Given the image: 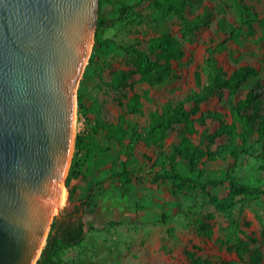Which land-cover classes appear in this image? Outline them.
<instances>
[{
    "label": "rangeland",
    "instance_id": "obj_1",
    "mask_svg": "<svg viewBox=\"0 0 264 264\" xmlns=\"http://www.w3.org/2000/svg\"><path fill=\"white\" fill-rule=\"evenodd\" d=\"M238 1L254 6L261 20L254 22L252 28L243 26L239 38L230 42L216 59L228 74L239 66L252 65L264 81V0L190 1V5L185 8L188 17L192 18L200 13L204 6L212 13L210 24L198 29L192 42L182 39L178 17L153 10L149 1L97 0L92 43L74 94L71 159L77 133H81L86 150L79 154L81 175L70 179L67 185L65 181L69 167L66 171L63 185L68 192L67 199L58 212L71 210L89 189L92 190V201L96 206L90 202L82 209L87 223L86 236L81 247L63 251L65 264H189L185 251H192L200 256L218 257L230 264H245L234 252L220 245V227L226 224L217 212L210 222V236H200L186 225L184 216L180 213L182 209L193 212L200 207L204 212H214L205 203L204 195L194 191L191 197L178 198L170 194L169 182L152 180V176L163 172L165 168L160 152H167L177 140V126L173 125L169 129L168 137L160 146L137 144L128 157H125L115 141H108L102 131L93 128L95 118L105 122L119 121L127 132L126 136L121 137L126 144L132 130H141L147 126L150 111L159 109L165 101L180 100L191 90H197L196 73H199L202 81L205 79L201 66L206 48L223 39V34L218 32V20L225 18L236 23L237 14L233 5ZM124 4L133 6L144 17L136 22L130 21V16L121 18L118 11ZM97 28L101 32V38L108 41L101 49L94 47V32ZM162 33L180 40L184 55L179 60L172 61L177 79L161 87L149 88L137 82L138 75L132 73L134 67L129 61L130 56L120 46L135 44L141 49L150 37ZM120 72L131 73L128 82L133 85L132 89L128 86L116 87V76ZM134 91H146L149 98L142 99L141 113L137 115L126 113L125 108ZM222 99L219 95L210 97L200 104L199 113L193 118L207 111H217L223 113L230 122L229 112L224 108ZM77 100L82 103V109L78 107ZM206 124L210 132L217 126L209 120H206ZM197 129L198 133L192 135L195 142L201 140L199 135L203 127ZM203 143L206 144V141ZM258 152L259 150L256 154ZM263 163L264 157L260 159L244 155L231 174L239 182L251 185L260 183L264 179V170L260 168ZM229 166L231 162L228 160L205 161V169L209 172L224 173ZM123 169L129 170L135 177H141V180L134 178L130 183H124L121 178L116 177L95 185L96 181L111 172ZM180 169L184 174V167L181 166ZM69 191H73L71 200L68 199ZM210 191L222 196L225 189L210 188ZM261 203H264V198L251 202L240 218L250 223L246 231L257 238L259 248L264 250V236L260 235V226L253 212L258 210L263 214ZM90 208L93 210L89 211ZM162 213L172 216L171 225L175 230L171 235L166 234L167 226L159 222ZM110 221L123 224L111 227ZM261 264H264V258Z\"/></svg>",
    "mask_w": 264,
    "mask_h": 264
},
{
    "label": "trees",
    "instance_id": "obj_2",
    "mask_svg": "<svg viewBox=\"0 0 264 264\" xmlns=\"http://www.w3.org/2000/svg\"><path fill=\"white\" fill-rule=\"evenodd\" d=\"M153 10L161 14H173L180 20L182 39L186 42L194 40L196 31L210 24L212 13L207 6L192 18L185 14V8L192 0H145ZM233 7L237 14V22H230L225 18L218 20V32L223 39L206 48L201 66L205 79L202 81L196 73L195 86L182 99L165 101L159 109L150 111L148 124L141 130H132L128 142L123 143L121 137L127 132L119 121L105 122L98 118L94 120V130L102 131L108 141H115L124 152L125 157L132 154L137 144H155L160 146L168 137L169 129L178 127L177 140L170 145L167 152H160L165 161L163 172L152 176L153 182L170 183V194L175 197H191L192 192L198 191L205 197V203L214 209V212L198 210L190 212L181 210L186 225L192 227L200 236L212 234L211 220L217 212L224 218L225 226L220 227L219 242L228 251L234 252L238 259L245 264H261L264 250L258 246V240L246 231L249 222L240 218L245 208L251 202L264 198V179L257 184H246L237 181L231 173L239 159L244 155L264 157V81L258 70L252 65L239 66L228 74L218 64L216 56L225 51L230 42L239 38L242 27L252 28L254 22L261 20L254 6L241 2H234ZM119 16H130V21L141 20L144 15L135 11L133 6L124 4L119 8ZM108 41L101 38L97 28L94 32V47L98 49ZM120 48L130 56V63L134 67L133 74L138 75L137 82L149 88H157L178 78L172 68V61L179 60L184 55L182 42L174 36L162 33L147 40L144 48L135 44L121 45ZM131 73L120 72L116 76V87L133 85L128 82ZM146 91H134L125 105L126 113L137 115L141 113L142 99H149ZM219 95L223 99V106L229 112L230 122L226 116L217 111H207L193 118L199 113L200 104L210 97ZM224 96V97H223ZM78 107L83 108L77 100ZM206 120L216 123V128L210 132ZM197 127H203L198 142L192 135L198 133ZM206 141V144L203 142ZM81 133L74 139V153L68 169L65 184L72 178L81 175V159L79 154L85 149ZM259 152L256 154V151ZM256 154V155H254ZM217 159L231 162L224 173L209 172L205 169V161ZM184 167V174L180 167ZM264 170V163L260 167ZM121 178L124 183H130L135 177L127 169L111 172L105 178L95 182L101 185L111 178ZM210 188H224V195L220 196L210 191ZM69 191V200L73 197ZM92 190L78 200V204L71 210L66 209L55 216L35 264H65L62 257L64 250L71 247H81L87 232V223L83 208L88 206L92 199ZM93 206L96 204L93 202ZM261 214L254 210V218L260 226V235L264 236V203H261ZM92 207V208H94ZM89 208V207H88ZM93 210V209H89ZM172 216L162 213L159 222L167 226L166 234L171 235L174 227L171 225ZM121 222L110 221L109 226L122 225ZM189 264H230L218 257L196 255L192 251H185Z\"/></svg>",
    "mask_w": 264,
    "mask_h": 264
},
{
    "label": "water",
    "instance_id": "obj_3",
    "mask_svg": "<svg viewBox=\"0 0 264 264\" xmlns=\"http://www.w3.org/2000/svg\"><path fill=\"white\" fill-rule=\"evenodd\" d=\"M97 0H0V264H35L73 143Z\"/></svg>",
    "mask_w": 264,
    "mask_h": 264
},
{
    "label": "bare ground",
    "instance_id": "obj_4",
    "mask_svg": "<svg viewBox=\"0 0 264 264\" xmlns=\"http://www.w3.org/2000/svg\"><path fill=\"white\" fill-rule=\"evenodd\" d=\"M91 43H92V34H90V37H89V41H88V53L90 51V47H91ZM87 53V54H88ZM74 108H75V104H74V100H73V112H74ZM72 143H73V131H72V139H71ZM65 174H66V170L64 171V174L62 176V180H61V183H60V199H59V204H58V208L56 210V212H58L59 208L65 203L66 199H67V191L63 185V179L65 177Z\"/></svg>",
    "mask_w": 264,
    "mask_h": 264
}]
</instances>
